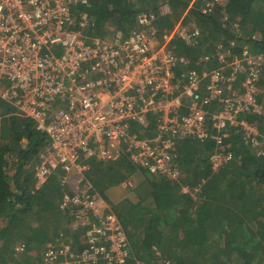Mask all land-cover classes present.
Masks as SVG:
<instances>
[{
    "label": "built area",
    "instance_id": "obj_1",
    "mask_svg": "<svg viewBox=\"0 0 264 264\" xmlns=\"http://www.w3.org/2000/svg\"><path fill=\"white\" fill-rule=\"evenodd\" d=\"M223 2L208 0L200 12ZM88 3L0 0V100L46 140L33 166L34 189L55 177L63 191L58 207L69 232L55 234L36 264H145L135 260L127 230L86 177L89 162L126 158L150 176L177 181L180 141L211 140L208 160L217 172L233 159L223 148L234 136L264 157V53L244 47L231 56L219 46L216 68L177 75L189 62L170 41L193 43L199 35L186 15L161 36L152 11L129 35L112 27L95 36L88 32L93 20L79 10ZM181 192L194 197L199 189ZM15 252L23 255L25 246ZM151 253L153 264H172L157 248Z\"/></svg>",
    "mask_w": 264,
    "mask_h": 264
},
{
    "label": "trees",
    "instance_id": "obj_2",
    "mask_svg": "<svg viewBox=\"0 0 264 264\" xmlns=\"http://www.w3.org/2000/svg\"><path fill=\"white\" fill-rule=\"evenodd\" d=\"M207 1L89 0L88 7L79 10L93 20L88 32L95 36L106 35L112 27L125 35L140 30L137 19L146 11L156 15L154 29L161 36L186 15L184 21H192L189 23L198 27L199 35L193 43L170 41L171 49L189 62L177 75L190 69L216 68L219 46L228 47L231 56L244 47L264 53V0H225L201 14ZM161 3L169 7L163 15ZM14 112L0 101V128L4 129L0 134V264H27L15 248L23 245L27 251L34 245L44 251L62 231L57 232L58 227L67 217L56 204L63 191L55 177L34 189L33 166L46 140L32 122ZM260 121L262 125L264 115ZM132 128V132L141 131ZM213 147L211 140L180 141L182 177L177 181L149 178L126 158L115 163L89 162L85 175L104 199L108 188L135 172L145 174L142 183L130 189L134 197L111 205L127 229L135 260L143 261L138 258L142 247L148 252L155 247L172 264H264V157H257L234 136L223 148L233 159L213 172L208 160ZM184 187L199 192L192 197L181 192Z\"/></svg>",
    "mask_w": 264,
    "mask_h": 264
},
{
    "label": "rangeland",
    "instance_id": "obj_3",
    "mask_svg": "<svg viewBox=\"0 0 264 264\" xmlns=\"http://www.w3.org/2000/svg\"><path fill=\"white\" fill-rule=\"evenodd\" d=\"M224 2H225V0H224ZM165 4L166 3H161L160 4V8L162 10L167 9ZM189 22H192V21L189 20ZM249 48L250 47H247V49H249ZM1 130H4V129L0 128V134L2 132ZM5 141L6 140H4V139L2 140L3 143H5ZM144 176L145 175L143 173H141V172H135L126 180H130L129 182L131 183V185L133 187L134 183H135V185H136V183H138V184L142 183L141 181L143 180ZM129 192H131V191L130 190H125V187L122 188V187L118 186V187H115L114 189H111L107 194H108V197H109L110 200H119V199H122L123 197H134L133 193H129ZM59 201H60V197L57 200V203H56L57 206L59 204ZM61 228H62V230H65V231L69 232V230H68V228L66 226L65 220L62 221ZM61 228L58 227L57 232L60 231ZM142 248H143L142 253L138 254V258H140L143 261H139V262H143L145 264H153V262H154V254L150 252L151 250H149V252H148V251L145 250V247H142ZM43 249H44V247L40 248L38 246H34L33 245L32 248L28 249L23 254L24 256L23 255H20V256H22L23 259L25 258V259L28 260L27 264H35L36 261H37V256H40V253L43 251ZM233 264H239V263L237 261H235V262H233Z\"/></svg>",
    "mask_w": 264,
    "mask_h": 264
},
{
    "label": "crops",
    "instance_id": "obj_4",
    "mask_svg": "<svg viewBox=\"0 0 264 264\" xmlns=\"http://www.w3.org/2000/svg\"><path fill=\"white\" fill-rule=\"evenodd\" d=\"M145 175V174H144ZM147 175H148V177L150 178V177H152V176H150L148 173H147ZM128 179V178H127ZM144 179V178H143ZM126 181H130V180H125V182ZM123 181H121L120 183H118V184H116V185H114V186H112V187H110V188H108L107 190H106V192H105V196H106V198L107 199H104L103 197V199H104V201H105V203L109 206V208L111 209V211L113 212V209H112V204H116L117 202H119V201H121L122 199H125V197H123L122 199H119V200H110L109 199V197H108V192L111 190V189H114L115 187H118V186H120V187H122V188H124L122 185H121V183H122ZM93 185V184H92ZM94 187V186H93ZM133 187H135V183H134V186ZM132 186L131 187H125V190H130V189H132L133 188ZM130 193V192H129ZM114 213V212H113ZM115 214V213H114ZM123 227H124V229L125 230H127L126 228H125V226L123 225ZM62 229V228H61ZM41 254V253H40Z\"/></svg>",
    "mask_w": 264,
    "mask_h": 264
},
{
    "label": "bare ground",
    "instance_id": "obj_5",
    "mask_svg": "<svg viewBox=\"0 0 264 264\" xmlns=\"http://www.w3.org/2000/svg\"><path fill=\"white\" fill-rule=\"evenodd\" d=\"M165 5H166V4H165ZM166 6H167V5H166ZM167 7H168V6H167ZM167 12H169V7H168V11H167ZM167 12H166V13H167ZM216 67H217V66H216ZM202 70L204 71V70H210V69H208V68L206 67V68H203ZM0 101H1V102H4V101H2V100H0ZM4 103H5V102H4ZM6 104H7V103H6ZM8 105H10V104H8ZM10 106H11V105H10ZM11 107H12V106H11ZM12 108H13V107H12ZM13 109L15 110V108H13ZM14 113H15L17 116H19L16 110H15ZM19 117H20V116H19ZM21 118H22V117H21Z\"/></svg>",
    "mask_w": 264,
    "mask_h": 264
}]
</instances>
